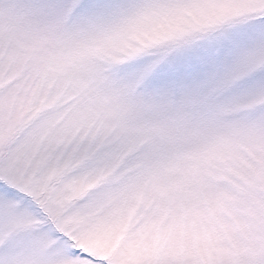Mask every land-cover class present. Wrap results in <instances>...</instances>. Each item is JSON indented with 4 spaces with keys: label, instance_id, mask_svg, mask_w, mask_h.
Masks as SVG:
<instances>
[{
    "label": "snow or ice",
    "instance_id": "obj_1",
    "mask_svg": "<svg viewBox=\"0 0 264 264\" xmlns=\"http://www.w3.org/2000/svg\"><path fill=\"white\" fill-rule=\"evenodd\" d=\"M0 264H264V0H0Z\"/></svg>",
    "mask_w": 264,
    "mask_h": 264
}]
</instances>
